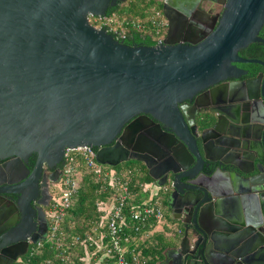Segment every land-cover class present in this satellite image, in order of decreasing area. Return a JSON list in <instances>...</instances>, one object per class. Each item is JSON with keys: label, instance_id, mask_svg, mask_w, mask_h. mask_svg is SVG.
I'll list each match as a JSON object with an SVG mask.
<instances>
[{"label": "water", "instance_id": "95a60500", "mask_svg": "<svg viewBox=\"0 0 264 264\" xmlns=\"http://www.w3.org/2000/svg\"><path fill=\"white\" fill-rule=\"evenodd\" d=\"M125 1L0 0V160L35 154L53 170L76 147L112 168L136 159L178 225L162 264H264V63L237 54L261 41L264 0H210L221 11L201 13L207 27L189 22L193 1L164 2L153 46L88 24ZM206 89L216 120L199 133L182 103ZM7 194L19 195L1 185ZM20 224L0 229V264L27 253Z\"/></svg>", "mask_w": 264, "mask_h": 264}, {"label": "built area", "instance_id": "2783aa9c", "mask_svg": "<svg viewBox=\"0 0 264 264\" xmlns=\"http://www.w3.org/2000/svg\"><path fill=\"white\" fill-rule=\"evenodd\" d=\"M86 19L93 28L113 33L116 40L123 42L129 33H142L149 27L155 45H158L163 43L168 30L163 12L155 6L144 13L143 20H127L115 13L97 16L88 14ZM63 160L58 182L59 196L53 198L48 211L50 228L46 240L27 253V261L19 259L16 264H30V259L44 250L47 244L56 251L55 259L60 264H72L75 257L95 264H147V259L133 253L129 247L137 241H145L164 218L162 205L146 194L150 183L146 187L140 184L147 199L134 205L129 211L130 220L137 224L135 232L141 233L138 239H133L125 232L127 224L124 208L129 200H133L127 174L122 175L121 172L99 164L96 161V151L89 147L67 148ZM85 176L98 184L99 193L107 195L103 200L96 201L98 216L90 222L88 229L81 234H72L66 232L71 224L70 210L83 187ZM147 223L154 228L152 231L142 230ZM40 264H53V261L48 258Z\"/></svg>", "mask_w": 264, "mask_h": 264}, {"label": "flooded vegetation", "instance_id": "af4514ba", "mask_svg": "<svg viewBox=\"0 0 264 264\" xmlns=\"http://www.w3.org/2000/svg\"><path fill=\"white\" fill-rule=\"evenodd\" d=\"M191 1L194 2L192 8H185V5H183V7L189 14L188 20L192 24L195 23L207 27L211 24V20L206 19L201 13L211 11L212 15H215L221 11V7L216 4H212L210 0ZM159 2L161 7L164 2L169 5L178 6L181 0H160ZM257 37L261 40L260 42L249 44L245 48L238 50L237 54L241 59L258 60L264 63V23L259 30ZM236 66L244 71H247V76L250 77L255 76L261 71V67L255 64H237ZM209 90L210 89L202 90L193 97L192 101L189 100L182 103L187 104L186 108L188 115L190 119L194 120V124L197 125L199 133H202L210 126L209 124L206 125L207 122L213 123L216 120V116L213 112H211V110L216 109L217 106L212 105L208 101L207 92ZM194 102L197 106L193 109L190 106ZM205 133L207 134V132ZM206 134L204 135L208 136ZM128 135L129 134L126 133L124 139L131 147L144 146L141 143L139 144L136 138L131 139ZM116 140L117 138L110 146L114 145ZM62 162L59 163L56 168L51 170L45 164H42L38 167V169H36L35 154L31 155L26 162L22 163H16L12 160V158L0 160V186L3 185L7 187L8 190H16L19 193V195H2L3 199H0V212L3 210L8 211L9 217L8 221L6 220L0 223V229H2L6 224L13 228L21 221V230L20 232L18 231L19 233L15 234V236L28 238L27 253L34 249L35 245L38 243L45 242L48 235L50 228L48 211L53 198H56V196H53L51 189L53 185L58 187L62 170ZM131 162L136 163V165L140 168V171H142V174H147V170L143 162L136 159H130L129 161L121 164ZM121 164L116 167L121 166ZM214 166L215 165L205 169L204 173L207 174L213 172L217 169V167ZM55 171L56 174H53ZM151 188L154 187L151 186ZM158 192L161 193L160 190H158ZM15 203H18V206L24 215L22 220L18 219V211ZM33 241H36L37 244L33 243ZM27 253L24 256H26ZM24 256L18 257L12 264H16V262Z\"/></svg>", "mask_w": 264, "mask_h": 264}, {"label": "trees", "instance_id": "16d2710c", "mask_svg": "<svg viewBox=\"0 0 264 264\" xmlns=\"http://www.w3.org/2000/svg\"><path fill=\"white\" fill-rule=\"evenodd\" d=\"M160 0H137V1H131L129 3V6L136 5L138 6L135 9V12L128 11H121L120 5L108 10L107 14H117L122 17L127 18V20H143L144 19V13L151 7L155 6L159 10L162 11L161 4L159 2ZM123 4V3H122ZM126 44H137V45H146V46H153L155 45V41L152 37V32L149 27L146 28V30L142 33H136L131 32L127 36L126 40L124 41ZM135 164L131 168L132 172H128L127 176L130 178V190L133 194V200H129L127 202V205L124 208V216L125 221L127 224V227L125 228V232L130 237H133V239H138V237L141 235V233L135 232V227L137 224H133V222L130 220V214L129 211L134 205L140 203L141 201L147 199V196L143 195L144 193L140 189V184H148L151 182V179L147 176V174H142V171H140V168L136 165V163L131 162ZM134 168H136L134 170ZM114 169L118 172H121L119 167H114ZM107 193L100 192L99 193V186L98 184H94L89 176H85L83 179V187L81 188L78 197L76 199L77 203L73 204L71 210H70V221H77V225L75 226L74 230H69L67 228L66 232L72 233V234H81L86 229H88L90 222L97 218L98 213L96 212V206L95 203L97 200H103L106 197ZM165 199V197H164ZM166 201V200H165ZM164 203V202H163ZM80 221V222H79ZM82 223V224H81ZM80 224V225H78ZM154 228L147 223V225L142 229L143 231H152ZM140 245V246H139ZM168 246V243L163 240V238H160L157 234H155L154 237H148L145 241L140 242L137 241L135 244H131L129 249L133 251V253L139 254L141 257L148 260L147 264H157L161 259L163 258V251ZM51 245L47 244V246L44 248L47 249L49 252L46 253H40L35 255L36 257H33L30 259V264H40L44 262L45 259L51 258L53 261V264H60L58 260L55 259V253L50 251ZM43 250V251H44ZM29 258L28 255L26 257H23L21 261H27Z\"/></svg>", "mask_w": 264, "mask_h": 264}, {"label": "rangeland", "instance_id": "374dc122", "mask_svg": "<svg viewBox=\"0 0 264 264\" xmlns=\"http://www.w3.org/2000/svg\"><path fill=\"white\" fill-rule=\"evenodd\" d=\"M131 1L135 2L137 0H126L123 4L120 5V10L123 11H128L130 10L131 12H135V9L138 7L136 6L135 4L134 5H131L129 6V3H131ZM135 164L133 163H125V164H121V166H119L120 170H121V173H123L122 175H126V174H129L130 172H132V169H128V168H131L132 166H134ZM109 168V167H108ZM111 168V167H110ZM113 170H115L114 168H112ZM136 168H134L135 170ZM129 172V173H128ZM142 184V183H141ZM145 187L147 186V184H144ZM52 194L53 196L55 197H58L59 196V189L58 187L55 185L52 186ZM57 193V195H56ZM146 194L155 199L156 201H158L161 205H162V209H163V214H164V218L162 220V222L157 226L158 228H160V232L163 231V227L165 228V230L168 229V231H170L168 233V237H172L174 236V234L176 233V228L178 227L177 223L174 221L173 224L170 225L171 223V219H172V215L170 214L169 210L167 209V204H166V201L164 199V193L162 194L158 192V190L156 188H151L149 187L148 188V192H146ZM164 202V203H163ZM77 203V201H75V204ZM173 220V219H172ZM77 222V221H76ZM75 221H72L71 224H69V219H67V223L69 224V228H71L72 230L75 229V226L77 225ZM80 222V221H79ZM66 223V224H67ZM82 224V223H81ZM80 225V224H78ZM173 238V237H172ZM174 238H176V240H178V236H175ZM51 252H54L55 255L57 254L56 251L54 249H50ZM35 252H37V250H35ZM46 252H49L47 249H45L44 251H39L37 252V254H40V253H46ZM26 257V256H24Z\"/></svg>", "mask_w": 264, "mask_h": 264}, {"label": "crops", "instance_id": "0c3cea01", "mask_svg": "<svg viewBox=\"0 0 264 264\" xmlns=\"http://www.w3.org/2000/svg\"><path fill=\"white\" fill-rule=\"evenodd\" d=\"M144 196L146 195V194H143ZM147 196V195H146ZM173 222H174V220H172L171 219V223H170V225L171 224H173ZM165 227V226H164ZM163 227V231L162 232H160L161 230H160V228H158V227H156L155 229H154V231L151 233V235H152V237H154L155 236V234H157L160 238H163V240L165 241V242H167L168 243V246L164 249V251L169 247V246H171L170 244L172 243V241H171V239H172V237L174 238V236H172V237H168V233L170 232V231H168V229L167 230H165V228ZM151 235L150 236H148V237H151ZM177 236V235H176ZM174 242V241H173ZM163 251V252H164ZM162 261H163V258L161 259V261H159L157 264H162ZM72 264H95L94 262H83V261H80L79 260V258L78 257H75L74 259H73V263ZM168 264H170V263H168Z\"/></svg>", "mask_w": 264, "mask_h": 264}, {"label": "bare ground", "instance_id": "6f19581e", "mask_svg": "<svg viewBox=\"0 0 264 264\" xmlns=\"http://www.w3.org/2000/svg\"><path fill=\"white\" fill-rule=\"evenodd\" d=\"M140 246V245H139Z\"/></svg>", "mask_w": 264, "mask_h": 264}]
</instances>
